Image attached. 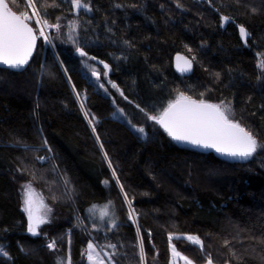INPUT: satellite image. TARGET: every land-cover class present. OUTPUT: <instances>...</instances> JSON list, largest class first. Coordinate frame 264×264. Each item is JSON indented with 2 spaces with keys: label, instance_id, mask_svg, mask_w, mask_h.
Masks as SVG:
<instances>
[{
  "label": "trees",
  "instance_id": "obj_1",
  "mask_svg": "<svg viewBox=\"0 0 264 264\" xmlns=\"http://www.w3.org/2000/svg\"><path fill=\"white\" fill-rule=\"evenodd\" d=\"M30 1L53 47L36 33L24 71L0 67V264H56L58 252L84 264L83 226L104 223L107 205L117 228L95 241L114 264H169L170 245L194 264H264V148L228 161L177 144L148 119L183 94L226 106L264 146V0H81L89 12L71 0ZM5 2L29 13L25 0ZM67 24L77 27L74 43L56 38ZM77 48L108 64L145 136L115 116ZM176 54L190 59L189 74L174 71ZM25 182L53 211L36 235L21 208Z\"/></svg>",
  "mask_w": 264,
  "mask_h": 264
},
{
  "label": "snow or ice",
  "instance_id": "obj_2",
  "mask_svg": "<svg viewBox=\"0 0 264 264\" xmlns=\"http://www.w3.org/2000/svg\"><path fill=\"white\" fill-rule=\"evenodd\" d=\"M71 3L78 9L87 8V5L81 4V0H71ZM28 18H22L12 12L5 0H0V65H5L11 69H21L28 63L37 39L33 28L25 23V19ZM36 23L40 24L41 21L38 19ZM43 24L46 27L48 26L46 20L43 21ZM52 27L58 29L59 25H52ZM72 27L74 29L75 25ZM39 35L43 36L45 40L48 39L43 28L40 29ZM240 35L241 37L247 35L243 27L240 28ZM77 51L81 56L87 55L80 48H77ZM176 59L184 61V70L191 68V62L186 58L177 56ZM259 67L264 69V61H261ZM104 68L107 69L108 65L105 64ZM93 75H98L95 70H93ZM113 87H116V85H113ZM81 108H83V103ZM227 111L228 109L222 108L220 105L208 104L202 100L198 102L181 94L159 115L148 116V119L163 127L173 140L186 142L201 148H213L222 155L247 160L253 157L258 147L264 148V146L258 145L252 134L241 127L239 123L229 119L226 114ZM85 116L87 117V112H85ZM137 131L143 133L144 129L139 128ZM109 166L111 167V164ZM113 175H115V172H113ZM26 195L24 211L28 214V231L36 235L38 226L44 223L45 220L35 206L31 190H27ZM107 215V210L101 212V218ZM129 215L131 216L132 213H129ZM169 239L171 240L172 237L170 236ZM187 239L193 244L203 247L198 237L189 235ZM47 247L53 249L55 242L49 243ZM111 247L115 246L111 245ZM88 249V259L93 261L94 245L89 243ZM141 252H143L142 245ZM172 252L174 256H180L175 247L172 248ZM95 255L97 258L99 257V253H95ZM0 256L8 257V252L2 246H0ZM182 259L185 260L186 264H192V261L187 257H182ZM57 264H64V262L59 260ZM97 264H100L99 260H97ZM208 264H212L210 259Z\"/></svg>",
  "mask_w": 264,
  "mask_h": 264
},
{
  "label": "rangeland",
  "instance_id": "obj_3",
  "mask_svg": "<svg viewBox=\"0 0 264 264\" xmlns=\"http://www.w3.org/2000/svg\"><path fill=\"white\" fill-rule=\"evenodd\" d=\"M25 2H26V6L29 8V13L26 14L25 17H29L27 20L32 22V24L34 25V29L38 35H39L40 29L43 28L45 36H47L48 39L45 40V38L43 36H40V35H39V37L43 40L44 44H48L51 47H53L50 27L44 26L43 21L41 20L39 15H37V12L34 9L31 1L25 0ZM81 4L87 5L83 1H81ZM73 7L76 8L74 5H73ZM76 9L82 10L83 12H89L88 7L87 8H79V9L76 8ZM38 19L41 21L40 24L36 23V21ZM67 26H68V31L65 34L66 37H64L63 34H59L56 38L58 40L59 39H65L67 42L74 43L75 39H77V32H78L77 27H75L74 29L72 27V30H71V29H69L70 25L67 24ZM59 27H60V25H59ZM51 29H54V32H56V34L60 33V28L57 29V28L52 27ZM77 57L80 59L81 67H82L84 73L87 75V77L100 89V91L104 95L108 96L111 99V101L115 107V111L118 113V114H115V116L121 115L122 118L124 120H126L128 122V124L131 126V128L134 129L135 131H137V129H139V128H143L144 132L141 133V135L145 136L146 133H145L144 126H138V125L132 123L131 120H129L127 118V116L125 115L123 107L120 104H122L124 101H127V99L124 97L122 90L114 82H112L110 80V72H111L110 67L108 66V68L105 69L104 68V65L106 64L105 62L92 59V58L88 57L87 55L81 56L79 54V52L77 53ZM93 70H95L98 75H93ZM113 85H116V87H113ZM179 97H180V95L176 96L175 100H177ZM77 100L80 104V100L79 99H77ZM220 106L222 108H226V106H222V105H220ZM226 109H228V108H226ZM226 114L228 115L229 119H231L229 110L226 112ZM27 190H31L32 199L35 203V206L39 209V214H41L45 220L44 223H42L38 226V228L36 230L38 233V229L40 226H42L45 223L52 221L53 211H52V208L50 207V205L47 203V200L45 199V197L36 188H34L31 184H29L27 182L22 183L19 187V194H20V198H21V208L23 211L25 208L24 201L27 198V195H26ZM109 207H110V205L106 206L107 209H109ZM111 208H112V206H111ZM104 209L102 211H104ZM107 209H105V210H107ZM107 212H108V210H107ZM24 213H25L26 219H27V231H28V224H29L28 214L25 211H24ZM112 215H113V218H111V216H110L109 220H107L108 215L103 217V218H101V215H99L98 218L100 219V221H104V219H105V221H104V223H102L101 225L96 227L95 229H93V227H88L86 224H85V226H83V228L85 227L86 229H88V231H89L88 235L90 238V240L87 242L86 248L84 250L85 251L84 252L85 255H84V259H83L84 264H97V260H99L100 264H114V258L115 257L109 256V254L105 250L101 249V247H99L97 242L95 241V240H97L98 236H101V235H99L100 232L103 233V235H105V234L107 235L108 232H111L117 228V225H116L117 223L114 219V218H116L114 208H112ZM95 217H96V219H98L96 215H93V218H95ZM30 234L33 235L32 233H30ZM89 243H92L94 245V248H95V252L93 253V261H89V259H88V252H89L88 245H89ZM173 247H174L173 245H170V255L171 256H170L169 264H186L185 260L182 259V257H185V256L182 255L179 251L176 250L178 253H180L179 257L173 255V252H172ZM109 248L111 250L116 249V247H111V246H109ZM95 253H99L98 258L96 257ZM54 255H55V263L56 264L59 260H63L64 264H69V261H70V264H73L70 260L69 254L64 256L58 252V253H55ZM192 264H194V263H192ZM205 264H208V262Z\"/></svg>",
  "mask_w": 264,
  "mask_h": 264
},
{
  "label": "water",
  "instance_id": "obj_4",
  "mask_svg": "<svg viewBox=\"0 0 264 264\" xmlns=\"http://www.w3.org/2000/svg\"><path fill=\"white\" fill-rule=\"evenodd\" d=\"M10 8V7H9ZM10 10L14 13H16L17 15H19L17 12H15L14 10H12L10 8ZM23 18V17H22ZM25 23H27L30 27H32L26 20H25ZM33 28V27H32ZM34 30V33L36 34L35 32V29L33 28ZM36 37H37V34H36ZM36 46H37V39H36V43H35V46H34V49L32 51V54L28 60V63L26 65L23 66V68L21 69H11V68H8L7 66L5 65H0L1 68H5V69H9L11 71H14V72H22L26 69V67L29 65L31 59H32V56L36 50ZM177 56H180V57H183V58H186L187 60L190 61L189 58H187L186 56L182 55V54H176L174 55L173 59H172V65H173V69L176 73L180 74V75H186V74H189L192 70V63H191V68L188 69V70H184V61L183 60H180L178 61L176 58ZM191 62V61H190ZM197 101V100H195ZM174 102V101H173ZM199 102V101H198ZM208 104H212V103H209V102H206ZM214 105V104H213ZM157 124V123H156ZM165 133H167L163 127H161L159 124H157ZM168 135V133H167ZM169 136V135H168ZM170 137V136H169ZM170 139L174 142H176L177 144L179 145H182L184 147H188L190 149H193V150H196V151H199V152H203V153H211V154H214L215 156L219 157V158H222L224 160H228V161H241V159H238V158H232V157H228V156H225V155H222L220 153H218L215 149L213 148H201V147H198V146H195V145H192V144H189V143H186V142H179V141H176V140H173L171 137Z\"/></svg>",
  "mask_w": 264,
  "mask_h": 264
}]
</instances>
